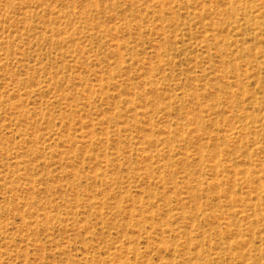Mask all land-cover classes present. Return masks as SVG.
I'll list each match as a JSON object with an SVG mask.
<instances>
[{
	"label": "rangeland",
	"instance_id": "rangeland-1",
	"mask_svg": "<svg viewBox=\"0 0 264 264\" xmlns=\"http://www.w3.org/2000/svg\"><path fill=\"white\" fill-rule=\"evenodd\" d=\"M0 264H264V0H0Z\"/></svg>",
	"mask_w": 264,
	"mask_h": 264
}]
</instances>
